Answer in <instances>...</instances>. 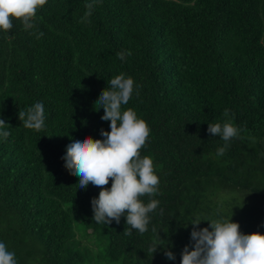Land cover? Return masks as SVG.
<instances>
[{"label": "trees", "instance_id": "1", "mask_svg": "<svg viewBox=\"0 0 264 264\" xmlns=\"http://www.w3.org/2000/svg\"><path fill=\"white\" fill-rule=\"evenodd\" d=\"M88 3L47 0L34 27L0 29V133L10 132L0 134V242L17 264H96L97 244L107 264H181L193 227L211 231V220L264 235V0H95L82 21ZM121 73L134 81L121 110L147 123L139 152L159 178L140 197L158 201L143 234H125L126 216L97 223L101 188H78L62 159L74 140L110 132L95 102ZM37 102L40 131L18 118ZM226 120L238 135L218 156L225 141L208 124ZM239 192L257 200L238 208Z\"/></svg>", "mask_w": 264, "mask_h": 264}, {"label": "clouds", "instance_id": "2", "mask_svg": "<svg viewBox=\"0 0 264 264\" xmlns=\"http://www.w3.org/2000/svg\"><path fill=\"white\" fill-rule=\"evenodd\" d=\"M47 0H0V29L7 32L13 28V19L20 20L25 28H32L33 18L38 8H42ZM93 3L86 4L82 21L91 15ZM44 35L39 32L37 39ZM120 60L131 51L116 53ZM110 89L102 91L95 102L101 105L104 121H110V132L101 130L103 140L90 136L74 140L67 146L65 167L70 174L79 177L78 188L86 189L89 183L101 188L98 198L91 201L93 219L97 223L110 224L113 220L119 223L121 216H126L125 229L131 235V229L143 234L148 230L150 212H153L158 201L150 200L145 205L140 197L153 196L157 192L159 178L154 173L152 159L148 156L141 158L139 150L145 145L150 129L145 120L137 117L136 112L128 108L122 111L133 93L134 81L125 78L121 73L109 81ZM224 117L230 116V110L225 109ZM18 118L28 129L40 131L44 127V105L37 102L28 108L27 112L19 111ZM5 121L0 119V129H4ZM9 126V125H8ZM207 131L212 136L219 135L224 141V147L217 150V155H224L231 138L238 135V129L230 120L221 125L209 123ZM5 138L10 135L3 130ZM39 151V150H38ZM111 187L107 188L109 181ZM209 228L197 230L193 227L191 240L194 241L192 250L185 246L182 252L181 264H264V235L259 232L242 234L239 224L231 219H214L209 221ZM199 222L191 223L194 226ZM187 226V225H186ZM153 231H156L153 228ZM158 245L151 251L154 253ZM167 259H175L171 251L165 253ZM15 254L7 250L0 242V264H17Z\"/></svg>", "mask_w": 264, "mask_h": 264}, {"label": "rangeland", "instance_id": "3", "mask_svg": "<svg viewBox=\"0 0 264 264\" xmlns=\"http://www.w3.org/2000/svg\"><path fill=\"white\" fill-rule=\"evenodd\" d=\"M236 195H237V198H238V204L236 206L238 208H244V207L252 206L254 204V202L257 200V197H255L254 195L248 194V193L239 192V193H236ZM77 229H78V232H79V236L82 237L83 229L81 228L80 223H77ZM97 245H96V251H95L96 264H107L104 261V259L101 258V254L103 253L104 249L101 246H97Z\"/></svg>", "mask_w": 264, "mask_h": 264}]
</instances>
